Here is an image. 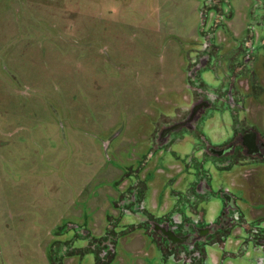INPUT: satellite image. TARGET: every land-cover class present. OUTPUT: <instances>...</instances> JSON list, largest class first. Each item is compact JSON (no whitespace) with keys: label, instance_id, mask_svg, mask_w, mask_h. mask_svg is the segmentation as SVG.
<instances>
[{"label":"rangeland","instance_id":"1","mask_svg":"<svg viewBox=\"0 0 264 264\" xmlns=\"http://www.w3.org/2000/svg\"><path fill=\"white\" fill-rule=\"evenodd\" d=\"M200 51L204 89L233 77L245 99L155 146L193 102ZM237 117L264 140V0H0V264H264L228 235L200 262L165 255L138 227L201 178L205 218L223 213L232 175L197 147L229 141Z\"/></svg>","mask_w":264,"mask_h":264},{"label":"flooded vegetation","instance_id":"2","mask_svg":"<svg viewBox=\"0 0 264 264\" xmlns=\"http://www.w3.org/2000/svg\"><path fill=\"white\" fill-rule=\"evenodd\" d=\"M208 55L209 53L200 51L197 60L189 69L191 79H194L197 84L193 86L192 104L185 110V114H177L178 118L168 123L167 127L157 128L153 132L155 146L158 144L164 146L168 143L173 132L186 129L197 133V124L204 119L206 110L213 107L212 102L215 99L224 98L223 100L232 106L234 114L237 113L236 109L240 108V103L245 99L243 97L245 92L235 88L236 80L233 77L230 78V88L223 91V95L218 98L204 89L203 70L210 61ZM198 65L200 66L198 67ZM242 83L243 81L240 80L238 87H242ZM209 118L211 116L207 119ZM233 122V135L229 141L214 146L205 143L203 147L199 143L197 147L202 156H211L213 163L218 168H227V171L232 175L233 190L227 188L219 192L223 213L213 220L205 218L206 210L203 203L208 201L206 191L210 186L208 181L201 178L187 188L183 197H177L175 203L167 205L168 209L165 214L161 216L149 214L147 221L138 225L139 228L145 227L148 233H151L152 238L156 239L155 236H158L160 250L165 255L173 252L176 253V256H184L186 259L195 257L200 262L207 255L205 247L210 244L224 245L223 238L226 235L237 241V244L249 241L255 247L264 246V140L257 129L248 125L246 120H240L237 117L233 118ZM201 137L204 136L201 134ZM181 138L179 137V140ZM177 139L178 137L171 141L174 142ZM204 140L206 141L205 138ZM197 164L195 163V165ZM185 169L179 167L180 172ZM205 175L209 176L207 172ZM170 178L177 185L183 182L181 177L170 176ZM138 186L144 188L140 183ZM234 191H238L240 197L237 198ZM178 193V191H173L172 194L177 195ZM142 209L137 207V210L141 211ZM121 210L132 212L135 211V207L129 206ZM245 210H247L250 219L246 218ZM187 213L194 214L197 218H193ZM243 232L246 236L241 237ZM102 240L108 249L114 247L113 238L110 235L108 241ZM240 240L242 241L240 242Z\"/></svg>","mask_w":264,"mask_h":264}]
</instances>
